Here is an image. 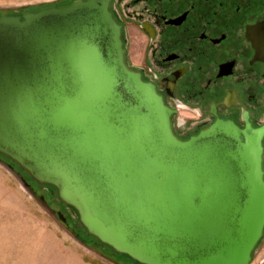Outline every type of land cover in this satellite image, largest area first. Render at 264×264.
Returning <instances> with one entry per match:
<instances>
[{"label":"water","instance_id":"obj_1","mask_svg":"<svg viewBox=\"0 0 264 264\" xmlns=\"http://www.w3.org/2000/svg\"><path fill=\"white\" fill-rule=\"evenodd\" d=\"M110 4L0 14V156L53 187L78 216V239L116 264H252L264 127L217 120L177 138L171 109L127 67Z\"/></svg>","mask_w":264,"mask_h":264},{"label":"flooded vegetation","instance_id":"obj_2","mask_svg":"<svg viewBox=\"0 0 264 264\" xmlns=\"http://www.w3.org/2000/svg\"><path fill=\"white\" fill-rule=\"evenodd\" d=\"M110 9L122 26L127 67L171 109L177 138L186 140L217 120L264 127V0H111ZM262 146L264 170V136ZM0 157L74 227L73 209L58 201L53 187ZM263 247L264 233L255 253Z\"/></svg>","mask_w":264,"mask_h":264},{"label":"rangeland","instance_id":"obj_3","mask_svg":"<svg viewBox=\"0 0 264 264\" xmlns=\"http://www.w3.org/2000/svg\"><path fill=\"white\" fill-rule=\"evenodd\" d=\"M59 1L62 0H0V11H16ZM70 217L74 226L72 230L0 163V264H116L117 259L109 257L108 253L102 252L109 259L78 239L77 234L85 236V231L75 212L70 211ZM256 253L252 264H260L264 247ZM120 258L123 261L124 258Z\"/></svg>","mask_w":264,"mask_h":264},{"label":"trees","instance_id":"obj_4","mask_svg":"<svg viewBox=\"0 0 264 264\" xmlns=\"http://www.w3.org/2000/svg\"><path fill=\"white\" fill-rule=\"evenodd\" d=\"M72 0H62V1H59L58 3H52V4H42V5H37V6H29V7H26V8H20V9H17L16 11H12V10H5V11H0V14L2 13H5V14H20L22 13L23 11L25 10H34V9H39V8H42V7H45V6H49V5H56V4H60V3H69L71 2ZM120 257L124 258L123 261H125L127 259L126 256L124 255H120ZM120 257H118V260L121 261Z\"/></svg>","mask_w":264,"mask_h":264}]
</instances>
